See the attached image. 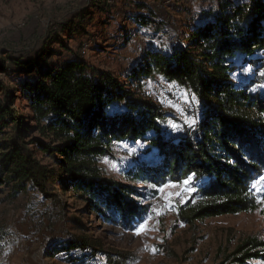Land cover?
I'll list each match as a JSON object with an SVG mask.
<instances>
[{
	"label": "trees",
	"instance_id": "obj_1",
	"mask_svg": "<svg viewBox=\"0 0 264 264\" xmlns=\"http://www.w3.org/2000/svg\"><path fill=\"white\" fill-rule=\"evenodd\" d=\"M218 7L175 41L152 42L129 82L78 54L49 67L52 56L42 51L30 60L38 73L31 82L18 88L0 78V195L63 192L105 223L132 230L151 210L141 202L150 187L191 176L203 203L183 213L186 222L254 210L252 184L264 175V0ZM157 77L189 91L194 123L142 94L139 81ZM104 159L118 161L127 182L109 177ZM74 224L60 248L70 260L79 250L101 253L107 264L133 259L83 220ZM228 257L264 260V240L250 237Z\"/></svg>",
	"mask_w": 264,
	"mask_h": 264
},
{
	"label": "rangeland",
	"instance_id": "obj_2",
	"mask_svg": "<svg viewBox=\"0 0 264 264\" xmlns=\"http://www.w3.org/2000/svg\"><path fill=\"white\" fill-rule=\"evenodd\" d=\"M220 2L223 0H0V63L7 62L6 70L0 68V78L18 88L31 82L38 73L30 60L42 51L52 56L49 67L78 54L89 66L129 82L128 72L152 42L171 43L184 36L205 14L218 11ZM139 82L143 95L194 123L195 101L185 88L161 77ZM179 97L184 107L175 103ZM101 166L109 177L127 182L121 179L118 161L104 159ZM183 182H168L165 185L177 187H167L164 192L160 189L165 185L157 191L150 187L141 202H149L151 210L132 230L105 223L85 210L84 201L63 192L50 199L32 189L14 199L2 194L0 264H107L101 253L89 257L79 250L74 253L76 259L70 260L60 249L75 233L74 219L91 225L92 234L101 235L112 250L130 252L133 259L129 264H235L228 256L238 245L250 237L264 240V203L257 202L250 211L186 222L183 213L201 205L203 199L194 190L184 192ZM187 187L194 189L191 184ZM258 187L264 188V181ZM169 193L181 195L171 196L169 203L165 199ZM254 194L257 201L264 199V192L254 189ZM37 214L42 218L41 229L31 221ZM145 221L146 230L136 234ZM247 264H264V260L249 259Z\"/></svg>",
	"mask_w": 264,
	"mask_h": 264
},
{
	"label": "snow or ice",
	"instance_id": "obj_3",
	"mask_svg": "<svg viewBox=\"0 0 264 264\" xmlns=\"http://www.w3.org/2000/svg\"><path fill=\"white\" fill-rule=\"evenodd\" d=\"M185 102H187V94H185ZM173 127H176V125H173ZM192 179H193V177L190 176V177H188L187 180H185L183 182V184L185 185V187L183 189L184 192H191V191L194 190V189H192L190 187H187L191 183ZM262 181H264V176H261L259 179L254 181L253 184H252V188L257 189L258 192H264V188L258 187V185H260ZM167 187H177V185H165L164 188L160 189V191L164 192L165 188H167ZM173 195L180 196L181 193H175V194L169 193V195L167 197H165V199L167 201H169V203H170V197L173 196ZM257 202L258 203H264V199H258ZM153 212H157V209L153 208ZM149 219H151L150 216H149ZM146 228H147V221H145V223L139 225V227L137 228L136 234L139 235L142 231L146 230Z\"/></svg>",
	"mask_w": 264,
	"mask_h": 264
},
{
	"label": "built area",
	"instance_id": "obj_4",
	"mask_svg": "<svg viewBox=\"0 0 264 264\" xmlns=\"http://www.w3.org/2000/svg\"><path fill=\"white\" fill-rule=\"evenodd\" d=\"M175 103L177 105H179V107H184V105H185V102L183 101V99L181 97L176 99ZM31 221H32V224L34 225V227H36L37 229H41L42 218L40 217V215L37 214V215L32 216Z\"/></svg>",
	"mask_w": 264,
	"mask_h": 264
}]
</instances>
